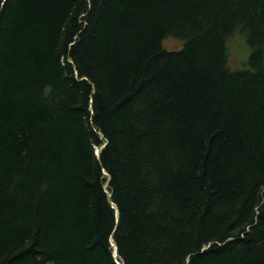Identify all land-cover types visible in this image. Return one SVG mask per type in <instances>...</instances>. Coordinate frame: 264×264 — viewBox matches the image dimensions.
<instances>
[{"label":"trees","instance_id":"1","mask_svg":"<svg viewBox=\"0 0 264 264\" xmlns=\"http://www.w3.org/2000/svg\"><path fill=\"white\" fill-rule=\"evenodd\" d=\"M0 264H264V0H0Z\"/></svg>","mask_w":264,"mask_h":264},{"label":"rangeland","instance_id":"2","mask_svg":"<svg viewBox=\"0 0 264 264\" xmlns=\"http://www.w3.org/2000/svg\"><path fill=\"white\" fill-rule=\"evenodd\" d=\"M163 45L168 49H178L182 43L174 38H167L164 40ZM228 48V65L231 69H238L243 66L247 55L248 48L240 35H235L227 41Z\"/></svg>","mask_w":264,"mask_h":264},{"label":"water","instance_id":"3","mask_svg":"<svg viewBox=\"0 0 264 264\" xmlns=\"http://www.w3.org/2000/svg\"><path fill=\"white\" fill-rule=\"evenodd\" d=\"M117 255V252H116V249H115V251H114V256H116Z\"/></svg>","mask_w":264,"mask_h":264},{"label":"bare ground","instance_id":"4","mask_svg":"<svg viewBox=\"0 0 264 264\" xmlns=\"http://www.w3.org/2000/svg\"><path fill=\"white\" fill-rule=\"evenodd\" d=\"M113 244V243H112Z\"/></svg>","mask_w":264,"mask_h":264}]
</instances>
